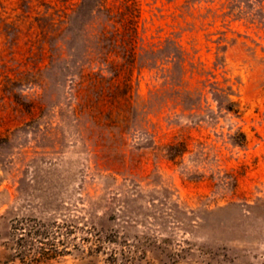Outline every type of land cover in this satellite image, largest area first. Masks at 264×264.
I'll return each mask as SVG.
<instances>
[{
  "label": "rangeland",
  "instance_id": "rangeland-1",
  "mask_svg": "<svg viewBox=\"0 0 264 264\" xmlns=\"http://www.w3.org/2000/svg\"><path fill=\"white\" fill-rule=\"evenodd\" d=\"M0 264H264V0H0Z\"/></svg>",
  "mask_w": 264,
  "mask_h": 264
},
{
  "label": "trees",
  "instance_id": "trees-1",
  "mask_svg": "<svg viewBox=\"0 0 264 264\" xmlns=\"http://www.w3.org/2000/svg\"><path fill=\"white\" fill-rule=\"evenodd\" d=\"M232 102V101H231ZM229 110H233V103H229L228 107ZM176 146H171V149L175 148Z\"/></svg>",
  "mask_w": 264,
  "mask_h": 264
}]
</instances>
